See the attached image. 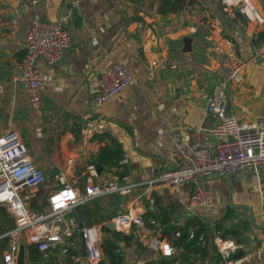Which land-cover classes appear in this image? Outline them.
<instances>
[{
	"label": "crops",
	"instance_id": "0c3cea01",
	"mask_svg": "<svg viewBox=\"0 0 264 264\" xmlns=\"http://www.w3.org/2000/svg\"><path fill=\"white\" fill-rule=\"evenodd\" d=\"M70 1L40 0L29 6L0 0V135L15 132L30 161L44 174V185L32 200L34 211L43 210L48 191L64 184L81 191L89 176L93 181H119L115 170L99 166L94 159L112 142L122 152L119 172L127 176L123 184H143L169 170L173 164L169 134L208 130L213 125L205 105L219 80L216 71L228 56L243 60L245 68L240 84L224 87L226 116L246 125L264 117V62L250 54L264 33V24L255 19L264 18L262 0H243L240 5L252 18L237 12L223 25L215 17L223 13V0H192L191 5L180 0L173 13L163 15L156 10V0H75V7ZM36 20H61L72 42L59 62L51 66L35 62L41 78L38 110L8 77V66L21 58L26 32ZM115 63L131 73L133 84L93 104L99 73ZM205 143L213 139L208 136ZM90 165L93 175L86 170ZM198 186L212 193V207L187 211L188 186L155 183L100 198L101 210L96 212L93 206L91 213L97 220L129 210L144 215L163 211L171 225L199 222L207 230V243L201 255L187 256L190 264H216L211 242L222 233L215 231L219 226L236 234L224 240L243 244L235 256L246 257L242 264H264V252L259 261L249 256L264 240V177L247 168L222 178L200 179ZM111 219L98 223L91 219L82 225L94 228L99 244L109 238L102 226ZM9 220V228L0 225V236L13 227ZM129 230L131 241L119 244L120 264H145L161 255L146 246L148 228ZM129 230L123 233L128 235ZM110 231L119 232L114 225ZM6 246L0 242V264ZM21 246L27 264V245ZM46 259L65 264L58 252ZM77 264L87 263L80 259Z\"/></svg>",
	"mask_w": 264,
	"mask_h": 264
},
{
	"label": "built area",
	"instance_id": "2783aa9c",
	"mask_svg": "<svg viewBox=\"0 0 264 264\" xmlns=\"http://www.w3.org/2000/svg\"><path fill=\"white\" fill-rule=\"evenodd\" d=\"M19 1L33 6L40 0ZM240 4H243V0H223L224 16L232 19L236 10L252 18L248 15L245 5ZM70 5L75 7L76 1L71 0ZM66 18L67 15L64 14L63 19ZM255 19L258 24H264V18L255 16ZM61 23V20L32 22L25 35L21 58L13 60L8 66L9 80L24 91L28 102L36 110L40 107L41 78L35 62L42 60L51 66L59 62L62 53L72 45L69 33ZM250 54L253 60L264 62V33L261 40L251 46ZM244 68L245 62L232 55L219 66L216 71L219 80L213 85L205 105V112L213 119V125L208 130L195 129L169 134L173 156V164L169 170L159 173L143 184H123L127 176H122L119 181H93L89 176L81 191L64 184L51 189L43 196L44 207L40 212L34 211L31 204L45 182L44 174L29 160L15 132L7 131L1 134L0 208H3L13 221V227L0 236L7 240V249L2 253L1 264H15L16 252L21 245L33 246L44 259L52 252L65 255L66 249L73 245L70 241L73 232H77L74 210L108 195L127 194L137 185H186V210L190 211L214 205L212 193L198 186L200 179L222 178L247 168L256 176L264 177V117L257 118L252 125H246L226 116L224 87L231 83L240 84ZM132 84L131 73L121 64L115 63L99 73L91 101L95 105L101 104ZM208 136L213 139V143L209 145L205 143ZM86 170L93 175L91 165ZM111 222L123 232L132 226L138 229L148 228V249L158 250L164 257L171 256L175 250L161 236L158 225L150 220H143L141 213L129 210L114 216ZM82 236L86 244L84 261L87 264H97L101 253L96 231L94 228L83 229ZM178 236V232H175L174 237ZM203 242V236H199L198 243ZM211 243L218 256L216 264H242L246 260V257L235 258L243 248L240 242L224 240L215 235ZM263 252L264 240L252 249L249 256L259 261ZM71 260L72 264H77L80 259L71 257Z\"/></svg>",
	"mask_w": 264,
	"mask_h": 264
},
{
	"label": "trees",
	"instance_id": "16d2710c",
	"mask_svg": "<svg viewBox=\"0 0 264 264\" xmlns=\"http://www.w3.org/2000/svg\"><path fill=\"white\" fill-rule=\"evenodd\" d=\"M180 0H156L157 2V12L161 15L165 13H173L178 5ZM264 2V0H262ZM192 4V0H188V5ZM238 13L234 11V16ZM122 152L120 147L116 145L115 142H112L110 145H105L96 154L94 158L97 164L101 167H106L109 170H115V174H117V178L120 179L123 174L119 172L121 166L119 162L122 159ZM44 185V184H43ZM41 190V188H40ZM39 190V191H40ZM38 197V196H37ZM106 197V196H105ZM100 199V198H99ZM99 199L93 200L88 205H83L77 208L79 211V216L83 224H86V221H90L92 219L93 222L98 223L101 221H109L113 215V213L109 214L107 217L100 216L97 220L96 216H92L93 206H95L96 212L101 210V205L99 203ZM35 201V200H34ZM33 201V202H34ZM91 205V206H90ZM36 209V205H34ZM39 209V208H37ZM36 209V210H37ZM9 216L5 212L3 208H0V225H8L9 224ZM114 217V216H113ZM143 220H150L158 225L161 236L166 238L167 242L173 245V247L179 250L178 255H176V251L169 257H164L160 255L156 259L147 261L145 264H190L191 260L187 257L190 255H201L202 251L205 249V244L207 243V230L202 228L201 224L195 220H188L181 226L171 225L168 219V216L163 212H149L147 214H141ZM132 228V227H131ZM130 228V229H131ZM103 232L109 235V238H105L99 242V250L101 253L100 260L97 264H120L121 263V255L120 253H115L116 250L119 251V244L127 245L132 238V232L129 230V234L126 235L123 232L110 231L106 227L102 226ZM215 231H219L220 237L225 238L226 235L230 237L227 238H235L236 234L233 233L232 230L225 231L221 230L219 226L215 227ZM178 232L179 236L174 237V233ZM203 236L204 242L198 243V237ZM77 232L74 231L70 241L72 242V246L66 249V254L64 255L65 264H72L71 257H77V253L75 251ZM1 243L7 244V240L5 238H0ZM26 251L28 254V262L27 264H58L54 262H48L47 259L42 257V254L37 252L33 246L27 245ZM7 249V246L6 248ZM214 250V248H213ZM218 257V256H217ZM218 259V258H217ZM195 261V260H192ZM218 261V260H217ZM217 263V262H216Z\"/></svg>",
	"mask_w": 264,
	"mask_h": 264
},
{
	"label": "water",
	"instance_id": "95a60500",
	"mask_svg": "<svg viewBox=\"0 0 264 264\" xmlns=\"http://www.w3.org/2000/svg\"><path fill=\"white\" fill-rule=\"evenodd\" d=\"M216 20L220 25H223L227 22V18L224 16V14L220 11L218 12L216 15ZM95 168L96 170L97 165L95 164ZM73 217L75 219L76 222V226H77V240H76V246H75V251L77 253V257L79 259H84L85 258V250H86V244L85 241L83 239V225H82V221L81 218L79 216V211L76 209L73 212ZM106 228H108L109 230H113V224L112 222H109L107 224H105ZM15 264H24V247L23 246H19L18 250L16 252V256H15Z\"/></svg>",
	"mask_w": 264,
	"mask_h": 264
},
{
	"label": "rangeland",
	"instance_id": "374dc122",
	"mask_svg": "<svg viewBox=\"0 0 264 264\" xmlns=\"http://www.w3.org/2000/svg\"><path fill=\"white\" fill-rule=\"evenodd\" d=\"M28 154V153H27ZM28 158H29V160H31V156H30V154H28ZM202 209V208H201ZM119 232H123V231H120L119 230ZM148 242H150V241H147V244H146V246L148 245Z\"/></svg>",
	"mask_w": 264,
	"mask_h": 264
}]
</instances>
